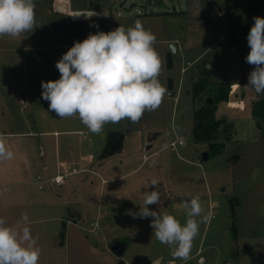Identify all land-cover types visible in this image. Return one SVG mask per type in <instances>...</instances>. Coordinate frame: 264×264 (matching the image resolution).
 I'll return each instance as SVG.
<instances>
[{"label":"rangeland","instance_id":"374dc122","mask_svg":"<svg viewBox=\"0 0 264 264\" xmlns=\"http://www.w3.org/2000/svg\"><path fill=\"white\" fill-rule=\"evenodd\" d=\"M54 1L34 0V31L15 39L4 36L5 44L0 47V76L11 77L15 65L21 63L26 75L30 73L36 80L33 87L41 101H44L41 82L56 80V73L43 67L42 61L48 57V48L60 44L62 35L68 30L74 33L79 31L72 29L84 31L94 27L96 32L97 26L107 28L109 25L127 28L140 20L145 29L156 36L154 48L158 53L166 47L164 37L175 39L172 43L176 41L182 47L179 54L172 53L173 67L167 69L174 81V90L177 89L175 101H169L167 113L154 116L151 111L147 115L148 122L155 117L156 123L145 121L146 126L144 124L140 131H124L125 143L120 151L101 161L96 159L95 174L85 172L68 177L72 181L80 180L79 189L84 197H93L102 190L100 219L112 223V241L126 242V253L122 257L136 262L142 260L146 264L158 256L163 257L162 264L173 259L169 246L153 237L152 218L133 219L125 214L129 209L139 212L142 194L158 187L161 203L149 205L150 210L161 208L183 224L186 214L182 203L198 196L205 214L210 213V219L200 224L190 258L177 259L178 264H224L228 258L231 264H264V168H261L262 164L264 167V136L262 129H252L254 116L250 113L242 116L243 111L249 110L250 102L239 108L241 100L226 99L231 109L222 113L226 121L217 137L223 139L225 147L220 155L210 156L207 143L196 142L192 133L193 110L216 94L221 81L228 86V94L232 83L234 91L240 85L241 93L252 103L264 96L245 87L253 70V66L245 62L250 52L247 35L254 24L253 18L264 17V0H63L70 4L69 13L55 10ZM153 8L158 13L164 10L170 13L147 20L136 18L143 12L153 13ZM73 10H93L100 12L102 18L96 19L95 15L84 18L83 22L74 21ZM127 11H132L134 16L130 21L121 19ZM204 47L207 49L203 55L195 57ZM203 79L207 80V87L193 95V83ZM130 125L133 124L129 121L127 126ZM121 127L116 123L110 129ZM39 139L43 137L38 132L35 136L20 137L26 142ZM181 139H185L184 144ZM37 150L39 154L38 144ZM203 151H207L208 156L203 157ZM155 152L159 155L157 163L149 164L148 157L143 159V154L150 156ZM60 167L54 176L65 172L64 169L67 175L76 170L71 166L64 168L62 164ZM42 170L38 167V172ZM54 173L55 170L50 171V175ZM152 180L157 181L158 186L149 185ZM38 181V187L42 188L46 180L40 175ZM72 217L76 216L72 214ZM232 226L237 230L236 238Z\"/></svg>","mask_w":264,"mask_h":264},{"label":"crops","instance_id":"0c3cea01","mask_svg":"<svg viewBox=\"0 0 264 264\" xmlns=\"http://www.w3.org/2000/svg\"><path fill=\"white\" fill-rule=\"evenodd\" d=\"M151 11L153 13L143 12L136 18L147 20L170 13L169 10L158 13L154 8ZM126 13L125 18L121 17V19L130 21L134 17L131 15L132 11ZM101 16L100 12H96L94 18L100 19ZM74 21L83 22L84 18ZM116 28H118L116 25H109L107 28L98 26L96 32H94V27L84 31L78 28L72 29L79 31L74 33L67 29L68 33L62 35L63 39H61L64 42L48 48L50 52L47 59L42 61V66L53 74L56 73V80H58L60 73L55 65L62 55L74 46L78 38V41L82 42L83 38H87L90 33L110 32ZM4 38V36L0 37V47L5 44ZM172 40L175 39L164 37L163 42H166L167 48L163 46L158 53L162 66L159 80L167 92L160 107L152 111L151 114L154 116L166 114L167 107L169 109L170 106L169 101L172 99L175 101L174 92L177 89L174 90V81L167 72L168 68L173 67V58L171 57L174 51L168 47L172 44ZM174 43L175 51L179 54L182 47L176 41ZM206 49L204 47L195 57L200 58ZM181 80H184V76L181 77ZM34 82L36 80L31 77L30 73L29 76L26 75L21 63L15 65V72L11 77L0 76V139L4 140L6 146L14 153L12 160H0V218H3L8 226L15 229L22 214L27 213L29 221L26 226L30 228L31 235L40 249L39 264H146L142 260L136 262L134 259L123 258L127 249L126 242L110 239L113 225L111 222H102L103 219H100L102 218L100 201L104 200V195L101 194L102 190H99L98 194L96 193L93 197L89 195L84 197V194L81 193L82 190L79 189L80 180L72 181L71 178L85 172L95 174L93 166H95L96 159L100 161L105 159L100 157V153L108 131L123 132V145L126 137L124 131L142 130L144 122H148L150 119L147 116L150 113L145 112L141 120L132 123L133 125L127 126L129 120L125 119L117 123L121 124L122 129H110L112 123H109L104 125L100 134H93L78 117L60 119L54 112L49 111L48 101L38 99V93L33 87ZM239 87L241 89L240 85ZM15 95L19 96L22 103L14 98ZM245 96L242 94L240 99L242 106L237 107L244 108L250 102L249 110L243 111L242 116L250 113L253 117V113H251L252 100ZM226 101V99L221 100V106L219 104L215 111L216 114H221H217L218 118L223 117L222 113L227 109H231L226 105ZM151 118L147 124H154L158 121L155 117ZM251 127L252 129L257 128L254 119ZM150 128L152 129L154 126ZM34 129L43 137L42 140L27 142L20 140V137L24 135H37V132L33 131ZM242 131L247 133L245 128ZM37 144L41 150L39 154ZM146 158L147 161H150L149 164L153 161L157 163L159 155L156 152L150 156L143 154V159L146 160ZM60 164L64 168L71 166L76 170L66 175L64 183L54 185L50 179L61 170ZM38 167L43 170L38 172ZM261 168H264L263 164ZM54 170L55 173L50 175V171ZM40 175L46 180L42 188L38 187L40 181L37 177ZM71 175L73 176L70 180L68 177ZM72 214L76 217H72ZM118 244L124 246L123 252L119 256L111 250V246ZM156 259H158V264H162L163 257L161 256L149 259L148 264H152ZM170 261L167 264H170Z\"/></svg>","mask_w":264,"mask_h":264},{"label":"clouds","instance_id":"9594fccd","mask_svg":"<svg viewBox=\"0 0 264 264\" xmlns=\"http://www.w3.org/2000/svg\"><path fill=\"white\" fill-rule=\"evenodd\" d=\"M253 20L247 35L250 52L245 58L253 70L245 87L264 95V17ZM35 28L34 0H0V37L15 39ZM155 43L156 36L140 20L127 28L120 25L110 32L90 33L82 42H75L55 65L60 78L41 82L49 111L60 119L78 117L93 134H100L105 124L125 119L137 123L145 112L160 107L167 92L159 80L161 60ZM207 68L210 70V65ZM13 158L14 153L0 139V160ZM149 185L158 186L155 180ZM142 196L139 212L129 209L125 214L133 219L152 218L153 237L171 250L170 264H176L177 259L188 260L200 224L210 219L200 198L182 203L186 214L182 224L161 208L149 209V205L161 203L158 187ZM28 221L27 213H23L14 229L0 218V264H39L40 249L26 226Z\"/></svg>","mask_w":264,"mask_h":264},{"label":"trees","instance_id":"16d2710c","mask_svg":"<svg viewBox=\"0 0 264 264\" xmlns=\"http://www.w3.org/2000/svg\"><path fill=\"white\" fill-rule=\"evenodd\" d=\"M207 80L194 82L192 85L193 95L199 94L207 87ZM229 88L224 81H221L218 85V90L214 96H209L205 103L193 110L194 124L192 126V133L196 142L207 143L210 156L220 155L223 152L225 143L222 139L218 140V130L222 127V124L226 121L225 117L218 118L215 114L217 104L223 100L228 99ZM234 86L232 85V90ZM211 98L209 102L208 99ZM251 113L256 121L258 129L264 131V96L253 101L251 106ZM123 132L121 131H108L105 135V143L101 150L100 157L106 158L114 153L120 151L123 142ZM226 140V139H225ZM234 238L237 236V230L234 226Z\"/></svg>","mask_w":264,"mask_h":264},{"label":"water","instance_id":"95a60500","mask_svg":"<svg viewBox=\"0 0 264 264\" xmlns=\"http://www.w3.org/2000/svg\"><path fill=\"white\" fill-rule=\"evenodd\" d=\"M53 8L57 11L60 12H69V4L66 1L63 0H55L53 3ZM93 14V15H91ZM95 16L96 12L92 11V10H74L72 11V16L73 18L76 19H81V18H86V17H91V16ZM172 51L176 50V46L175 44H171L170 45ZM230 94V99H237L240 100L242 98V94H241V89L240 87H238L235 91H232L229 93ZM16 100H18L19 102L22 103V101L20 100L18 95H15ZM208 101H211V98L208 99ZM262 135L264 136V131H262ZM185 139H182L181 142L184 144ZM203 157L208 156V152L207 151H203ZM124 246L122 244H118V245H113L111 246V250L112 252H114V254L116 255H121L123 252ZM152 264H158V259H156ZM224 264H231V259L228 258Z\"/></svg>","mask_w":264,"mask_h":264},{"label":"built area","instance_id":"2783aa9c","mask_svg":"<svg viewBox=\"0 0 264 264\" xmlns=\"http://www.w3.org/2000/svg\"><path fill=\"white\" fill-rule=\"evenodd\" d=\"M231 92H232V91H231ZM80 134H82V133L80 132ZM64 171H65V172H63V173H61V174H58V175H56V176L53 177L52 181H53L56 185H59V184H61V183L64 182V178H65L66 175H67V170L64 169ZM38 179H39V176H38Z\"/></svg>","mask_w":264,"mask_h":264}]
</instances>
